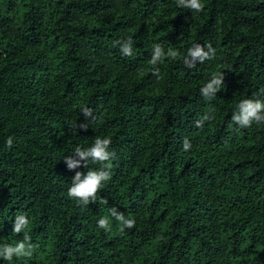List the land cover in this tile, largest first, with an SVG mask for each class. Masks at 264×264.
<instances>
[{
	"label": "trees",
	"instance_id": "trees-1",
	"mask_svg": "<svg viewBox=\"0 0 264 264\" xmlns=\"http://www.w3.org/2000/svg\"><path fill=\"white\" fill-rule=\"evenodd\" d=\"M201 2L0 0V246H35L0 264H264V124L232 121L242 100L264 101V0ZM157 44L176 59L151 65ZM195 44L215 55L189 68ZM97 137L112 140L111 179L83 205L72 179L101 165L64 159ZM113 207L135 227L121 232Z\"/></svg>",
	"mask_w": 264,
	"mask_h": 264
},
{
	"label": "clouds",
	"instance_id": "clouds-1",
	"mask_svg": "<svg viewBox=\"0 0 264 264\" xmlns=\"http://www.w3.org/2000/svg\"><path fill=\"white\" fill-rule=\"evenodd\" d=\"M177 7L187 8L194 12H202L204 5L201 0H175ZM116 45H119L121 54L124 56H131L133 54V41L128 38L123 41H116ZM195 44L188 49L187 55L184 58V63L189 68H195L197 62L204 63L206 60L214 58L215 50L209 44L206 46ZM178 53L173 49H168L167 53L159 45H155L153 48L152 56L149 63L156 66L159 63H163L165 57L176 59ZM153 75L157 78L160 77L159 69L156 68L153 71ZM224 86V75L214 74L211 79L200 89L201 95L205 99H213L217 93ZM264 92V89H262ZM238 110L232 115V121L239 128H248L253 122L257 124H264V101L260 99H245L242 100L238 106ZM83 115L86 120L89 118L94 119L91 109H83ZM214 118V117H213ZM209 116L205 115L204 120H208ZM203 121L197 122V127L202 126ZM231 126V125H230ZM88 124L82 123L79 128L87 130ZM112 143L109 137L100 138L97 137L91 147L86 150H82L79 147L75 149L74 154L65 157L64 162L69 170H76L80 167L88 168L89 162L92 164H100L99 169H91L85 173L76 171L74 178L72 179V185L68 190V196L76 199L83 205H88L90 202H95L98 192L103 188L104 183L111 179L112 164L110 161L114 158L115 153L110 152L108 149ZM13 144L11 137L7 140V146L10 148ZM183 148L185 151L190 150L191 144L184 139ZM103 203L107 204V200ZM111 217H113L121 225L120 231L123 232L125 228L132 229L135 227V220L125 218L123 213L117 211V208L113 207L109 209ZM29 219L25 215H17L13 223V232L20 234L25 231L29 226ZM98 227L105 231H110V221L107 217H102L98 221ZM31 237L25 235L23 240L15 243L14 245L0 246V258L5 261H12L14 258L31 257L35 246L30 242Z\"/></svg>",
	"mask_w": 264,
	"mask_h": 264
}]
</instances>
